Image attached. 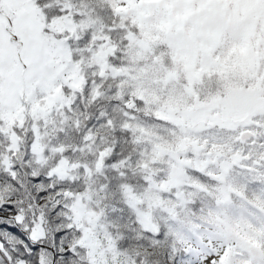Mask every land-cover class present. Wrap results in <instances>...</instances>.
<instances>
[{
  "label": "snow or ice",
  "instance_id": "6c2138e0",
  "mask_svg": "<svg viewBox=\"0 0 264 264\" xmlns=\"http://www.w3.org/2000/svg\"><path fill=\"white\" fill-rule=\"evenodd\" d=\"M0 264H264V0H0Z\"/></svg>",
  "mask_w": 264,
  "mask_h": 264
}]
</instances>
